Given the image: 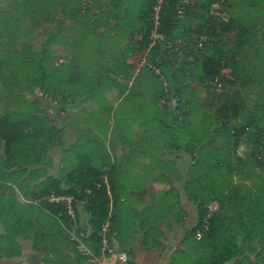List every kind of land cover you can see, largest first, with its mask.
<instances>
[{"label": "rangeland", "instance_id": "374dc122", "mask_svg": "<svg viewBox=\"0 0 264 264\" xmlns=\"http://www.w3.org/2000/svg\"><path fill=\"white\" fill-rule=\"evenodd\" d=\"M195 2V16L179 20L172 30L179 38L168 44L173 53L181 38L194 36L192 27L207 32L198 39V47L206 42L194 67L171 64L183 57L169 54L158 67L149 49L138 48L133 28L147 0H0V115L27 120L28 134L41 142V157L48 160L44 177L38 169L28 183L32 155L17 162L25 150L7 154L0 141V264L122 263L105 256L104 246H87L76 227L70 231L75 243L64 242V220L41 205L49 203L47 191L78 189L84 168L89 176L101 174L106 143L118 153L143 133L146 140L178 141L187 157L186 200L197 210L190 227L187 220L178 226L177 244L195 254L186 264L215 252L230 256L224 264H264V0ZM207 39L216 41L207 46ZM208 56L217 63L213 79L203 68ZM73 66L85 74L80 85L66 81ZM65 143L61 155L57 146ZM103 176L121 195L120 179ZM164 177L152 179L151 187L144 179L147 185L137 191L126 187L138 192L145 218L159 202L153 184ZM9 182L20 183L32 200ZM86 203H78L81 225L89 219ZM204 220L208 227L197 239Z\"/></svg>", "mask_w": 264, "mask_h": 264}, {"label": "crops", "instance_id": "0c3cea01", "mask_svg": "<svg viewBox=\"0 0 264 264\" xmlns=\"http://www.w3.org/2000/svg\"><path fill=\"white\" fill-rule=\"evenodd\" d=\"M195 1L178 0L181 4H195ZM126 12H121L122 15L120 14L121 16L119 17L123 18ZM138 18L140 21L141 16L139 15ZM110 21L112 30L116 29V17H111ZM142 27V23L138 22L133 28H136L138 30L137 34H139ZM127 29L129 28L127 27ZM83 79L85 80V75ZM69 85L80 84L69 83ZM147 127L143 125L140 128L146 129ZM175 143L177 144L178 141H163L157 138L146 140L144 133L141 134L140 138L127 140L123 147L119 144L123 149L118 151V153L113 146H108L106 143L104 152L108 163L103 166L107 170L105 174L109 172L115 178L120 179L121 182V203L117 210L112 234L107 243H110L111 247L109 248L114 250L131 248L130 252H127L128 260L119 264H186V262H191V258L195 256V254H189L190 251L193 252L192 247L186 248L183 242L177 244L179 239H176L178 229L185 220L188 222L187 228L193 223L192 211L196 212L197 207L195 203L192 204L186 200L188 167L184 163H187V157L183 154L181 145L176 148L179 143L177 145ZM68 147L66 143L58 145L59 154L63 155ZM155 161L160 164L155 165L158 164ZM47 162V156L42 157L40 179L44 177L45 172L48 170L47 166L42 165ZM190 162L191 160L189 159ZM115 164L117 165L114 166ZM162 173H164V179L167 178V181L153 184L156 186V195L158 194L159 202L154 203L155 206L149 209L150 216L145 218L142 215V210L144 209L139 205L136 197L138 192H128L126 187L129 190L131 188L133 191H137L140 184L142 186L147 185L143 182L146 178L151 179L148 184L151 187L152 179L159 177ZM127 182H130V186H126ZM9 184L14 186L10 182ZM178 211L184 212L181 221L177 218ZM148 243H151L154 247L149 249ZM176 244L179 246H176ZM152 251L153 254H150ZM106 253L104 255L108 257L110 253L107 251ZM84 264H88V261Z\"/></svg>", "mask_w": 264, "mask_h": 264}, {"label": "trees", "instance_id": "16d2710c", "mask_svg": "<svg viewBox=\"0 0 264 264\" xmlns=\"http://www.w3.org/2000/svg\"><path fill=\"white\" fill-rule=\"evenodd\" d=\"M155 0H147L146 9L141 14L140 22H143V27L141 28V38L138 41V48H147L149 49V53L151 55V61L156 64V66L160 67V65L167 64L166 57L171 56V58H177L178 56L183 57L182 61L177 60V62L171 61V64H176L180 67L190 66L194 67L196 58L202 48L204 47V42L206 39L203 40V45L198 47V39L205 38L207 36V32H203L202 28L199 26H194L191 28V32L194 36L181 38L183 43L178 47H175L176 53L170 52L168 44H176V39L179 36L172 33V30L176 27L179 20L184 16L194 17L193 9H195V4H181L178 0H168L167 7L164 9L161 15V23L158 29V38L155 40L154 44H152L153 40L150 38V29L152 27L151 24V7L154 4ZM117 21V20H116ZM115 21V24L117 22ZM143 29V30H142ZM231 30L230 24H227L224 28L225 32H229ZM189 34V33H188ZM207 38V37H206ZM202 41V40H200ZM216 40L207 39V46L209 43L213 44ZM162 53L163 55H160ZM165 57V58H164ZM166 59V60H165ZM186 62H188L186 64ZM217 63L214 61L213 58L210 56L203 63V68L207 75L212 79L215 78L217 74ZM67 75V81L69 83L79 84L81 83L84 72L82 69H79L77 66H73ZM42 73H44V69L42 68ZM43 75V74H42ZM44 76H42L43 78ZM74 80V81H73ZM234 113L236 109H233ZM28 122L27 120L21 118H14L10 113H4L0 115V141L3 143L4 151L9 154L15 150L16 147L20 148V150H25V153H20L18 156L17 162H21L24 157H27L29 154L32 155L31 161L34 165V170H31V176L27 182H33L36 179L35 174L38 169L41 170V155L45 152L43 151L41 142H37L38 140L34 139L31 134H28ZM35 133V132H32ZM35 140L34 143L31 141ZM88 169L84 168V172L82 173V178L78 179V189L69 188L68 190L62 189H54L43 193V195L47 196L48 194L54 192L57 194H66L72 195L75 200V210H76V217L72 219L69 215H67L65 208L61 204H51L43 201L44 205H41L45 208L46 211L52 212L58 217H61L64 220V223H60V228L63 232L64 242L66 243L71 242V233L73 226L76 224L77 227L76 233L78 236L82 237L81 239L93 250H100L104 245L102 243V225L108 220L110 222L108 232L106 233V238L109 240L110 235L112 234L113 227L115 224V218L117 215V210L119 209L120 205V195L116 193L111 180L107 176H103L107 172V170L103 167L101 170V174L95 176L88 175ZM39 175V171L37 172ZM107 179L110 184L111 195L109 196L106 187L104 184V180ZM21 181V180H20ZM14 186L20 190L23 196H27L26 199L32 200L33 196L28 195V193L23 189L20 183L12 182ZM85 189H90V193H86ZM40 195V194H39ZM38 195V196H39ZM42 195V194H41ZM42 195V196H43ZM82 201L86 203V211H88L89 219L87 220L85 225L80 224V216H79V209L78 203ZM111 214V215H110ZM212 219V218H211ZM200 224V221L198 225ZM195 229V228H194ZM193 229V230H194ZM66 239V240H65ZM75 243V242H74ZM82 256H78V261L82 260ZM230 258L229 255L217 254L212 253L207 260H203L198 262L197 264H224ZM76 262L75 264H77ZM81 264V263H80Z\"/></svg>", "mask_w": 264, "mask_h": 264}, {"label": "built area", "instance_id": "2783aa9c", "mask_svg": "<svg viewBox=\"0 0 264 264\" xmlns=\"http://www.w3.org/2000/svg\"><path fill=\"white\" fill-rule=\"evenodd\" d=\"M167 2L168 0H155L154 4L151 7V24L152 27L150 29V38L153 40L152 44H154L155 40L158 38L159 34H158V29L160 27V23H161V15L162 12L164 11V9L167 7ZM141 33H139V37L138 39L141 38ZM199 45L201 46L202 44L199 43ZM104 184L106 187V191L108 193V195H111V189H110V184L108 182L107 179L104 180ZM86 193H90V189H85ZM46 200L51 203V204H61L63 205V207L65 208V211L67 213V215H69L72 219H75L76 217V210H75V200L74 197L72 195H66V194H57V193H50L46 196ZM111 215V214H110ZM207 223L208 220H204V223L202 224L201 228H197L195 231V237L197 239H199L201 237V235L203 234L204 230L207 229ZM109 225L110 222L107 220L101 227V231H102V243L104 244V248L106 249V251L110 254H112L114 257H117L119 260L121 261H126L128 259L127 256V252L126 251H118V252H113V250L109 247H107V238H106V233L108 232L109 229ZM77 227V225L75 224L73 226V228ZM73 236H74V232H73Z\"/></svg>", "mask_w": 264, "mask_h": 264}]
</instances>
